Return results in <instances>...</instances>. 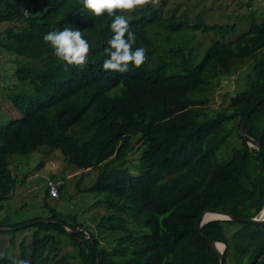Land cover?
Returning <instances> with one entry per match:
<instances>
[{
  "label": "trees",
  "instance_id": "obj_1",
  "mask_svg": "<svg viewBox=\"0 0 264 264\" xmlns=\"http://www.w3.org/2000/svg\"><path fill=\"white\" fill-rule=\"evenodd\" d=\"M251 1L241 32L186 10L164 18L149 4L133 9L125 18L133 46L145 44L146 56L130 59L121 72L103 63L110 24L123 8L93 14L82 0H0V48L20 58L13 82L7 79L0 90V109L20 114L0 119V200L15 187L13 156L40 146L58 149L67 165L96 168L87 190L107 211L98 226L118 233L110 246L102 245L45 201L47 217L0 221V234H11L8 247L0 240V264H96L97 258L98 264H219L203 237L226 244L224 264H264V222L216 219L201 226L202 236L196 230L208 208L249 218L261 217L264 208L258 151L238 133L246 111L264 95V57L227 106L211 108L197 96L264 48V19ZM65 27L78 28L89 43L82 65L59 59L43 38ZM236 31L241 34L226 39ZM197 32L220 36L173 44L175 34ZM246 132L264 155V101L248 116ZM132 139L138 140L136 160L128 156ZM29 229L30 241L21 239L18 254H8L16 234Z\"/></svg>",
  "mask_w": 264,
  "mask_h": 264
},
{
  "label": "rangeland",
  "instance_id": "obj_2",
  "mask_svg": "<svg viewBox=\"0 0 264 264\" xmlns=\"http://www.w3.org/2000/svg\"><path fill=\"white\" fill-rule=\"evenodd\" d=\"M248 0H143L142 4L136 5L131 9H123L124 17L130 16L132 10L149 4L159 9L161 15L168 18L172 14H179L186 10L190 16L197 13L203 15V21L207 24H235L241 32L245 29L241 21L244 13L246 2ZM251 7L261 18L264 19V0H252ZM245 8V9H244ZM175 12V13H174ZM246 12V11H245ZM162 16V17H163ZM9 25H12L10 23ZM4 24L0 23V31L4 28ZM232 32L226 39H233L237 34ZM164 35V34H163ZM220 35L214 32L195 33V34H175L173 44L186 37L189 41L197 39L209 41L218 38ZM172 44V43H171ZM172 44V45H173ZM264 57V48L251 57L246 58L243 63L235 64L231 69L229 76H222L219 81L212 87L205 88L199 92L197 96L205 100V104L211 108H219L228 105L229 96H233L238 92L244 91L248 85V75L253 65L260 58ZM19 57L13 53L7 52L0 48V90L3 84L13 82V71L16 67ZM12 76V78H11ZM7 86V84L5 85ZM3 106V105H2ZM5 106H3L4 108ZM5 109V108H4ZM7 121L9 118L19 117L20 114L0 109V119ZM138 140L132 139V147L128 152V156L136 160L139 152L136 150ZM43 165L37 168L40 162ZM11 177L15 181L14 189L8 193L4 199L0 200V221L6 220L9 223H18L28 220L32 217H47L50 215L49 208L45 206V201L49 207H54L61 217L70 219L73 216L80 224H82L89 232L93 233L101 240V244L110 246L112 240L118 235L103 230L98 226L100 218L107 214L105 208L97 205L95 201L99 198L97 194L88 192L89 188L96 177V168L87 170H78L67 165L63 159V155L58 149L51 150L47 146H40L36 150L27 155H15L10 163ZM21 177L24 181L21 182ZM53 178L60 185L59 196L56 199L45 198L46 181ZM264 212V211H263ZM263 214V213H262ZM32 230H24L16 234L15 248L8 254H18L17 247L21 239L25 238L26 242L30 241ZM10 233L0 234L3 248L8 247Z\"/></svg>",
  "mask_w": 264,
  "mask_h": 264
},
{
  "label": "clouds",
  "instance_id": "obj_3",
  "mask_svg": "<svg viewBox=\"0 0 264 264\" xmlns=\"http://www.w3.org/2000/svg\"><path fill=\"white\" fill-rule=\"evenodd\" d=\"M143 0H82L83 7L93 14H100L107 10L109 15L114 8L131 9L142 4ZM113 32L108 41L110 48L105 49L109 58L103 67L110 70L125 71L130 59L140 62L146 56V45L135 44V33L129 29V22L124 16L116 15L110 24ZM125 34H127L125 36ZM54 50V54L70 64L82 65L86 60L89 43L82 37L78 28L65 27L61 30H52L43 37ZM20 264H26L21 261Z\"/></svg>",
  "mask_w": 264,
  "mask_h": 264
},
{
  "label": "water",
  "instance_id": "obj_4",
  "mask_svg": "<svg viewBox=\"0 0 264 264\" xmlns=\"http://www.w3.org/2000/svg\"><path fill=\"white\" fill-rule=\"evenodd\" d=\"M262 101H264V95H262L254 104H252V106L246 111L244 118L241 121V124L238 128V133L239 135L245 139V141L248 143V145L255 147L256 150L258 151L259 157H260V161H261V166H262V170L264 173V155L263 152L260 149V145L259 143L253 139L251 136H249L246 132V122L248 119V116L250 115V113L256 108V106L258 104H260ZM264 208L261 212V217L257 218V217H253V218H249V217H245L236 213H227L218 209H206L202 212L201 216L196 220V230L198 232V234L200 236H202L201 233V226L207 222H210L212 220H216V219H220V220H234V221H239V222H251V223H263L264 222ZM263 213V214H262ZM208 214H216L217 216L214 218H209ZM73 229L77 230L76 227H72ZM1 229L3 230H7L9 228L6 227H2ZM204 241L218 254L219 256V264H224V250L226 247V244L224 242H218V241H213L209 238L203 237ZM222 244L221 248L217 247V244ZM96 264H98V258H97V262Z\"/></svg>",
  "mask_w": 264,
  "mask_h": 264
},
{
  "label": "built area",
  "instance_id": "obj_5",
  "mask_svg": "<svg viewBox=\"0 0 264 264\" xmlns=\"http://www.w3.org/2000/svg\"><path fill=\"white\" fill-rule=\"evenodd\" d=\"M46 189L50 198H57L59 196V184L58 181L54 179H47L46 181Z\"/></svg>",
  "mask_w": 264,
  "mask_h": 264
},
{
  "label": "bare ground",
  "instance_id": "obj_6",
  "mask_svg": "<svg viewBox=\"0 0 264 264\" xmlns=\"http://www.w3.org/2000/svg\"><path fill=\"white\" fill-rule=\"evenodd\" d=\"M208 215H209V216H208L209 218H214V217L217 216L216 214H208ZM217 247H218V248H221V247H222V244H219V243H218V244H217Z\"/></svg>",
  "mask_w": 264,
  "mask_h": 264
}]
</instances>
